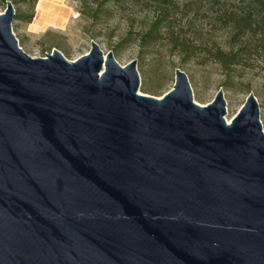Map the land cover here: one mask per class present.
Returning a JSON list of instances; mask_svg holds the SVG:
<instances>
[{
    "label": "water",
    "instance_id": "95a60500",
    "mask_svg": "<svg viewBox=\"0 0 264 264\" xmlns=\"http://www.w3.org/2000/svg\"><path fill=\"white\" fill-rule=\"evenodd\" d=\"M0 13V264H264V132L248 94L226 123L184 71L137 94L95 42L32 58Z\"/></svg>",
    "mask_w": 264,
    "mask_h": 264
},
{
    "label": "rangeland",
    "instance_id": "374dc122",
    "mask_svg": "<svg viewBox=\"0 0 264 264\" xmlns=\"http://www.w3.org/2000/svg\"><path fill=\"white\" fill-rule=\"evenodd\" d=\"M6 1L12 3L17 15L33 11L30 23L15 19L14 15L11 25L19 47L30 57L44 58L56 49L67 61H75L87 54L91 42H95L104 56L112 52L121 67L136 60L140 80L137 94L156 98H161L173 88L174 72L178 68L187 75L194 103L205 106L219 90L222 91L228 124L248 94H253L260 107L264 132L263 73L259 70L237 69L226 77L215 63L207 61L205 66H200L192 61L183 64L164 46L140 56L138 45L133 35H128V30L131 25L133 30L138 29L145 21V14L136 9H126V5L120 7L118 3H109L105 13L97 21H91L79 12L77 0H36L34 8L29 0ZM5 7V2L0 4V13ZM214 40L226 45L223 33H217Z\"/></svg>",
    "mask_w": 264,
    "mask_h": 264
},
{
    "label": "trees",
    "instance_id": "16d2710c",
    "mask_svg": "<svg viewBox=\"0 0 264 264\" xmlns=\"http://www.w3.org/2000/svg\"><path fill=\"white\" fill-rule=\"evenodd\" d=\"M31 1L32 8L36 0ZM79 12L97 21L109 3L145 14L144 23L133 35L139 55L157 51L160 46L185 64L205 66L215 63L230 77L237 69L262 72L264 91V0H77ZM6 0H0V4ZM30 14H15V19L30 23ZM223 33L226 45L214 40ZM259 61L263 64H260Z\"/></svg>",
    "mask_w": 264,
    "mask_h": 264
},
{
    "label": "bare ground",
    "instance_id": "6f19581e",
    "mask_svg": "<svg viewBox=\"0 0 264 264\" xmlns=\"http://www.w3.org/2000/svg\"><path fill=\"white\" fill-rule=\"evenodd\" d=\"M46 15H48V14H46Z\"/></svg>",
    "mask_w": 264,
    "mask_h": 264
}]
</instances>
